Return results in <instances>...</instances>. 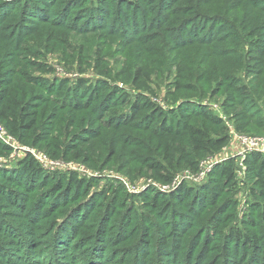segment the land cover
Returning a JSON list of instances; mask_svg holds the SVG:
<instances>
[{
    "label": "rangeland",
    "instance_id": "obj_1",
    "mask_svg": "<svg viewBox=\"0 0 264 264\" xmlns=\"http://www.w3.org/2000/svg\"><path fill=\"white\" fill-rule=\"evenodd\" d=\"M82 10L90 17L82 20ZM121 13L134 24L119 20ZM6 44L12 48L0 53L1 69L14 80L13 94L36 107L38 117L30 138L14 136L0 122L10 135L9 144L0 140L7 148L0 150V189L7 194L0 192V220L9 224L0 222V264H134L142 255L140 264H264V248L249 252L239 243L254 234L264 247V221L262 230L255 228L262 186L246 162L255 152L264 156V141L251 145L264 139L258 127L263 119L248 104L253 126L238 133L221 107L237 99L246 104L257 92L264 111V0H0V49ZM26 63L52 71L42 74ZM26 71L43 81L87 84L76 101L56 98L57 90L46 84L31 96L25 83L31 84L16 76ZM140 81L149 87L144 101L166 111V121L179 102L190 101L184 98L221 116L228 143L202 153L194 167H174L169 180L158 178L139 162L144 150L126 143L127 136L159 143L144 116L128 126L131 106L122 97L134 98L139 90L132 83ZM98 83L105 90H96ZM72 101L87 107L75 110ZM92 108L104 122L90 119ZM227 160L233 161L234 182L224 183L221 194L233 204L225 226L239 229L241 239L222 242L216 230L204 235L201 226L191 238L195 215L208 205L211 179ZM29 161L40 167V176L25 174ZM164 199L169 211L182 215L158 211ZM173 218L181 220L182 233L169 226ZM157 224L162 231L156 232ZM97 233L100 242L107 233V248L89 244ZM23 242L40 247L38 253L17 250Z\"/></svg>",
    "mask_w": 264,
    "mask_h": 264
},
{
    "label": "trees",
    "instance_id": "obj_2",
    "mask_svg": "<svg viewBox=\"0 0 264 264\" xmlns=\"http://www.w3.org/2000/svg\"><path fill=\"white\" fill-rule=\"evenodd\" d=\"M41 1V0H40ZM18 2V1H17ZM84 13V16L82 17V20L85 18H89L88 12H84L82 10V14ZM104 18V16H103ZM119 20L123 21L124 23L128 24L129 26H132L133 23H129V18L121 13L119 16ZM139 23V22H138ZM81 24H79L80 26ZM230 34V33H229ZM162 43H164L167 46H170V42H165L161 40ZM204 44V43H203ZM234 46H237V41H235ZM0 49V53L3 54L7 53V50H10L12 48L11 45L6 44ZM4 59V57H2ZM35 62V61H34ZM2 61L0 63V122H2L5 127L13 134L14 136L18 137H26L30 138L33 133L36 131L37 126V108L34 107L28 100L20 99L18 95L13 94L14 86V80L7 81L5 78V74L2 71ZM26 66L35 68L36 70L40 71L42 74L46 72H51L52 68L48 66H43L41 64H35V63H26ZM181 72V71H179ZM16 76H22L23 80L31 85H26V88L30 91L31 96L37 95L35 93L36 88L40 87L43 89V84L53 85V89L57 90L55 92L56 98L63 100L66 97H75V99H79L81 97L80 93L81 90L86 86L87 83H85L82 79H77L74 84H69L67 81L64 80H49L46 79V81H43V77L36 76L31 73V71H26L25 73H17ZM139 79V78H138ZM186 81V78H183ZM134 81H137L135 79ZM102 82V81H101ZM100 85L102 84H96L95 89L96 90H105ZM134 88H137L139 92L134 96V98L130 96L123 95V103H129L131 108L126 112L128 117H130V121L128 123V126H135L132 122L137 120L140 116H144V120H149V126L148 129L150 133L158 138V145L157 147H153V143L150 142L149 139H141L139 137H132L127 136L126 143L128 146H133L137 151L144 150V154L141 153L138 158L139 162L144 164V166L149 167L151 170L154 171L156 176L163 180H169L172 176L173 168L176 166H180L182 163H188L192 167L196 165V158L201 156L202 153L212 152L216 151L217 149H220L224 145H226L230 139L229 136V128L226 124V121L218 115H215L210 111L208 108H204L201 106L198 100H195L193 98H184L182 100H190V101H181L178 104H180L176 111L173 112V117L166 121L170 115H167V112L162 110L160 106H158L156 103L151 102L149 100H145V93L149 91V87L147 85L143 84L141 81L139 83H132ZM34 86V87H33ZM176 87H179V83H175ZM52 87V86H50ZM62 90H65L66 93H62ZM120 91V89L117 90V92ZM263 92V91H262ZM253 96H250L248 98V103L242 102V100L237 99L236 102L229 103L228 101H225L222 103L221 107L228 117V121L233 123L234 130L238 133L240 132H249L250 126H253L252 122V115L247 112V105L250 104L254 107L252 113H255L258 118H262L263 122L258 125L259 128L264 129V111L263 108L259 105H257L256 101L260 98V96L257 95V92H252ZM96 94V93H95ZM97 95H99V92H97ZM86 96V95H85ZM94 96V94H93ZM84 97V96H82ZM195 100V101H191ZM70 101V100H69ZM76 101V100H75ZM72 101V107L75 110H84L86 109L87 105L85 103ZM102 103V98L100 99L99 105ZM66 104V103H65ZM197 108H201L197 110ZM91 120H99L102 122L103 119L100 117V114L96 109L92 108L91 110ZM112 127L116 126V124L110 125ZM118 128L125 127L126 124H119L117 125ZM256 127V128H258ZM258 128V129H259ZM78 133V132H77ZM76 133V134H77ZM96 137V135H95ZM94 137V138H95ZM69 147V146H68ZM0 150H7L5 145H2L0 143ZM249 171H252L254 174V177L257 180V183H259L261 187V194L262 198L264 199V156L261 153H252L249 158L246 160ZM232 166L233 161L227 160L222 165H220L217 170L214 173V179L213 186H211L209 194H208V201L206 208H203L200 213L195 215V223L190 229V236L193 238L200 229V226L203 227L204 235H206V231L208 228H212L216 230V233L219 234L221 241H231L232 239L236 240L237 238L241 239V232L239 229H237L235 226H225V220L226 214L229 210L233 208V204H231L227 199H224L222 197V193L224 192V183H233L234 177L232 173ZM22 168L25 170V174L31 178H35L36 176H40V167L34 162L29 161L25 163ZM43 176V173H42ZM73 176L69 181L73 180ZM59 181L63 182V179L59 177ZM0 192L3 195H7L4 192ZM254 198L257 197V192L253 191ZM215 194V195H214ZM214 195V196H213ZM154 197L147 196V199L151 201ZM192 198V196L188 197ZM167 203V199H164L162 201V206L158 209L164 210L169 214H175L177 217L179 215H182L183 211L180 212L179 209L175 211H169L170 206H165ZM262 206H259L257 208L256 214H257V230H262L263 226L262 223L264 221V201L261 203ZM152 210H155V208L151 207ZM169 211V212H168ZM187 214H184L185 216ZM180 221L178 218H173L169 222V226L171 228L174 227L173 230L174 233L180 232L182 233L180 227ZM2 227L4 224L9 225L6 221H1ZM174 224H173V223ZM136 226V225H135ZM77 228V227H76ZM139 227L136 226V229H139ZM154 228H156V232L158 230L162 231L163 229L157 224L154 225ZM260 228V229H259ZM41 232L39 231V234ZM36 238H40L39 234H36L34 232ZM12 235V234H11ZM107 236V237H106ZM173 233H171V237L173 238ZM44 237V235L42 236ZM106 239L103 242L99 241L100 233L92 234V239L89 244H99L103 245L105 244V247L107 248L109 246L108 242V235L107 233L104 235V238ZM155 237V235L153 236ZM165 236H162L163 238ZM243 242L242 249H245L246 251L252 252L250 250L254 248H260L263 249L264 247L260 244L262 243V240H258L256 235L252 234L250 236H247V238L241 239L239 243ZM26 244L23 242L21 245H18L16 248L20 252H24L25 250L29 251L31 250L34 253H38L39 248L38 246H34L32 248H28V246H25ZM16 246V245H15ZM142 250H145V252H148L147 254H150L149 251L144 248H141ZM226 249H229L230 252L234 249H232L231 245L228 244ZM105 250V249H104ZM225 250V247L223 248ZM236 251V250H234ZM67 252L66 254H68ZM243 253V252H241ZM46 254V250H43L41 255L44 256ZM52 254H54L52 252ZM60 253L59 256H61ZM143 256V255H142ZM140 256V259H136L134 264H140V260L142 258ZM147 256V255H146ZM63 260L68 258L67 256H62ZM69 259V258H68ZM243 262H240L239 264H242ZM87 264H92V262H88ZM246 264V263H244Z\"/></svg>",
    "mask_w": 264,
    "mask_h": 264
},
{
    "label": "built area",
    "instance_id": "obj_3",
    "mask_svg": "<svg viewBox=\"0 0 264 264\" xmlns=\"http://www.w3.org/2000/svg\"><path fill=\"white\" fill-rule=\"evenodd\" d=\"M10 139V135L6 132V130L4 129L3 125L0 124V140L6 143H10L7 140ZM254 141H251V145L252 146H257L259 145L262 141H264V139L259 140V139H253Z\"/></svg>",
    "mask_w": 264,
    "mask_h": 264
}]
</instances>
